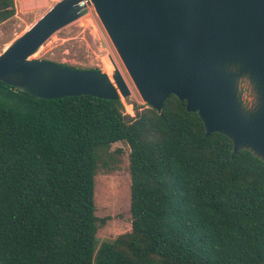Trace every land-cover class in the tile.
I'll return each instance as SVG.
<instances>
[{"label": "trees", "instance_id": "16d2710c", "mask_svg": "<svg viewBox=\"0 0 264 264\" xmlns=\"http://www.w3.org/2000/svg\"><path fill=\"white\" fill-rule=\"evenodd\" d=\"M14 14L0 0V23ZM133 109L0 80V264H264V163L205 135L175 95ZM115 142L129 147L131 227L99 244L95 176Z\"/></svg>", "mask_w": 264, "mask_h": 264}, {"label": "water", "instance_id": "95a60500", "mask_svg": "<svg viewBox=\"0 0 264 264\" xmlns=\"http://www.w3.org/2000/svg\"><path fill=\"white\" fill-rule=\"evenodd\" d=\"M89 4L145 104L160 111L175 95L205 135L219 132L232 155L247 150L264 163V0H58L0 52V80L41 98L128 97L112 57L111 74L32 57Z\"/></svg>", "mask_w": 264, "mask_h": 264}, {"label": "rangeland", "instance_id": "374dc122", "mask_svg": "<svg viewBox=\"0 0 264 264\" xmlns=\"http://www.w3.org/2000/svg\"><path fill=\"white\" fill-rule=\"evenodd\" d=\"M56 1L58 0H14L15 14L0 23V52ZM32 57L52 60L78 69L98 68L108 74H111L113 66L110 60L112 57L131 90L128 97L121 99L124 113L134 115L135 104L146 105L127 74L92 4L88 5L83 15L45 40ZM240 88L244 102L249 104L252 100L249 88L245 83H241ZM100 155L107 165L99 164L95 176V214L104 219V223L96 231L99 244L128 232L131 227L129 147L124 142H115Z\"/></svg>", "mask_w": 264, "mask_h": 264}, {"label": "bare ground", "instance_id": "6f19581e", "mask_svg": "<svg viewBox=\"0 0 264 264\" xmlns=\"http://www.w3.org/2000/svg\"><path fill=\"white\" fill-rule=\"evenodd\" d=\"M17 1H19V0H17ZM44 4V3H43ZM91 5V4H90ZM109 60V59H108ZM111 63V62H110ZM112 70H113V66H112ZM112 70L110 71V72H112Z\"/></svg>", "mask_w": 264, "mask_h": 264}]
</instances>
